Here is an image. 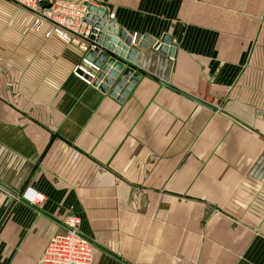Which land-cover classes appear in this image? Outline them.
Here are the masks:
<instances>
[{
  "label": "crops",
  "instance_id": "0c3cea01",
  "mask_svg": "<svg viewBox=\"0 0 264 264\" xmlns=\"http://www.w3.org/2000/svg\"><path fill=\"white\" fill-rule=\"evenodd\" d=\"M104 7L135 37L123 98L0 0V182L17 193L0 187V264H36L72 214L92 264H264V0Z\"/></svg>",
  "mask_w": 264,
  "mask_h": 264
},
{
  "label": "built area",
  "instance_id": "2783aa9c",
  "mask_svg": "<svg viewBox=\"0 0 264 264\" xmlns=\"http://www.w3.org/2000/svg\"><path fill=\"white\" fill-rule=\"evenodd\" d=\"M32 14L34 31L43 32L46 37L57 36L67 43L76 44L85 51L95 47L88 41L91 26L86 22L89 7H104L105 0H11ZM111 13V17H113ZM135 40V37H134ZM75 67L74 73L86 81L85 75L95 77L98 67L89 60ZM91 82V81H90ZM24 197L31 203H42L44 197L32 187H27ZM81 218L68 215L64 230L54 234L47 242L36 264H92L93 245L80 230Z\"/></svg>",
  "mask_w": 264,
  "mask_h": 264
},
{
  "label": "water",
  "instance_id": "95a60500",
  "mask_svg": "<svg viewBox=\"0 0 264 264\" xmlns=\"http://www.w3.org/2000/svg\"><path fill=\"white\" fill-rule=\"evenodd\" d=\"M89 11L86 22L91 26V34L88 41L95 47H89L84 54L87 60L98 67V71L95 77L90 74H86L85 77L102 91H109L111 95L123 98L140 77L133 63L136 53L135 48L132 47L134 37L125 30L115 27V21L109 19L105 7L90 6ZM139 44L146 46V43L141 41ZM156 44L161 51H168L170 55L175 52V45H172L169 35L163 36ZM0 187L11 195L17 196L13 189L1 182Z\"/></svg>",
  "mask_w": 264,
  "mask_h": 264
},
{
  "label": "rangeland",
  "instance_id": "374dc122",
  "mask_svg": "<svg viewBox=\"0 0 264 264\" xmlns=\"http://www.w3.org/2000/svg\"><path fill=\"white\" fill-rule=\"evenodd\" d=\"M6 5H7V10H10V9H13L12 7H13V4L12 3H10L9 1H6ZM8 13V16H9V13L10 12H7ZM10 17H8V19H7V24L9 25L10 24Z\"/></svg>",
  "mask_w": 264,
  "mask_h": 264
}]
</instances>
